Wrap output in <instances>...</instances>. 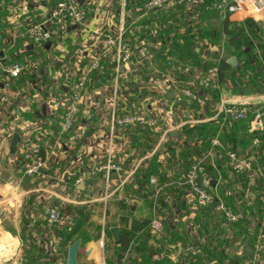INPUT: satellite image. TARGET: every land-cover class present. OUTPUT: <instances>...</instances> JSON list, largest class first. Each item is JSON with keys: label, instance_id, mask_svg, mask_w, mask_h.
Listing matches in <instances>:
<instances>
[{"label": "crops", "instance_id": "0c3cea01", "mask_svg": "<svg viewBox=\"0 0 264 264\" xmlns=\"http://www.w3.org/2000/svg\"><path fill=\"white\" fill-rule=\"evenodd\" d=\"M1 1L0 12H5L3 14L5 21H1L0 30H5L4 39L8 44L12 43L22 31L24 17L30 16L29 23H31L38 18H46L52 10L51 0ZM77 1L83 7H87L86 24L82 28L70 29L60 40H55V43L52 42L48 47L43 48L47 57L45 62L49 64L38 66L37 83H31L29 80L23 85L15 83L9 90L0 83V264H17L19 259V264H67L69 250L73 246L68 233L70 230L65 224L52 226L48 223V212L52 207L61 208L70 221L75 211L76 214L82 213L87 216V219H84L82 214L79 216L82 223L79 225L80 233L77 235L81 243L76 255L78 264L113 263V251L118 241L111 230L118 229L120 236L123 217L129 215L132 222V220H144L150 214L145 201L139 198L142 193L135 185L136 173L125 184H123L124 178L121 179L114 173L108 192L103 175L89 179L81 186H77V180L80 173L88 172L98 158L103 160L110 148L116 47L104 55L101 70L90 75L88 100L81 108L83 117L79 119L75 132L70 134L71 138L69 135V137H60L62 110L58 103L63 92L61 86L75 79L81 71L90 66L94 58L105 53V36L117 38L122 27L125 29L122 38L123 47L135 51L142 46L149 49L157 48L162 44L161 39L167 36V41L171 42L176 35L175 31L184 36L192 28L194 31L191 35L196 39L204 33L211 35L221 24L220 18H208L205 22L199 20L193 25L183 22L181 14L173 11L170 6L145 14L141 6L146 0H129L128 3L127 0ZM248 19H253L264 26V16L253 14L250 9L230 17L232 22L239 23ZM210 37V39L204 37V43H199L203 48L201 61H206L208 54L219 53L228 63L231 59H235L237 65L232 67L234 70H239L238 59L229 55L224 49L225 37L215 44L211 41L212 36ZM204 45L209 48L208 51ZM24 46L29 51L34 47L29 41H25ZM0 57L6 64L8 53L1 51ZM138 61L137 58H133L130 66L124 68L118 100L127 96L123 87L127 86L129 81L132 80L131 82L136 84L133 88L139 86L140 75L144 72L138 67L142 64ZM108 64H111V68ZM149 66L147 71L150 73L153 66L152 64ZM32 73L35 71L33 70ZM138 73V76L135 75ZM162 78L158 82L161 90L157 94L160 128L151 134L152 149L148 151L143 149L140 144H143L144 140L136 141L133 132L128 136L117 138L114 142L116 159L123 163L126 170H130L138 163L147 166L156 154H163L170 145L175 146L178 155L179 144H182L186 138L181 137V133L186 126L183 123L191 113L182 102H179V97L174 95L175 90H168L169 84L166 83L165 77ZM168 96L173 97L168 98ZM257 98L259 97L235 95L232 93L230 81H226L219 105L224 101L239 105H254L258 103ZM189 102L187 100V104ZM50 119H53L54 123L49 125V129L44 130L42 127ZM53 124H57V133L51 130ZM262 126L260 127L257 122L252 124L253 129H261ZM15 134L20 135L21 142L17 145L16 152L12 154L11 143ZM30 134L33 138H37L39 134L44 137L43 152L46 159V167L41 176L34 179L23 178L18 173L20 159L23 157L22 148ZM129 136L136 142L131 141ZM163 157L166 156L162 155L161 159ZM174 171H179V166L175 167ZM225 172L231 174L229 170ZM129 174L131 175V171H128L124 177ZM253 180L252 178L251 184ZM218 185V181H212L213 188L217 189ZM169 186L166 185V188ZM151 188L155 192L159 189V194L168 196L166 201L170 205L177 203L176 192L172 191L168 195L164 187L151 185ZM108 193L110 197L106 198ZM188 193L186 189L185 197L192 205L193 217L197 211L196 203ZM253 200L254 198L250 197L247 200L248 205L252 204ZM125 207L130 208V212L126 211ZM252 217L249 216L252 221L248 235L250 237L253 236L257 225ZM260 230L264 231V223L258 232ZM232 237L226 250L244 255L249 246L245 245L242 239L232 241ZM195 238L200 240L196 234L193 235V241ZM157 241L150 240L149 246L158 249ZM256 243L254 247L251 246L255 255L247 258L250 260L244 264H264V253L256 252ZM179 255L177 251L170 256L173 264H183L179 261ZM153 256V263L161 259L159 254ZM137 258L142 262L145 254L141 253Z\"/></svg>", "mask_w": 264, "mask_h": 264}, {"label": "trees", "instance_id": "16d2710c", "mask_svg": "<svg viewBox=\"0 0 264 264\" xmlns=\"http://www.w3.org/2000/svg\"><path fill=\"white\" fill-rule=\"evenodd\" d=\"M148 1L146 0L141 6L143 12ZM217 1L195 0L190 8L186 4L170 6L173 11L181 14L183 22L193 25L198 23L199 20L205 22L208 18H220L221 24L214 29L213 34L204 33L198 39L191 35V32L194 31L192 28L184 36L175 31L176 35L171 42L167 41V36L161 39V46L150 48V61H145L138 66L144 72L140 75L139 86L133 88L136 84L132 83L131 80L127 86L123 87L127 96L125 98L123 96L124 99L118 100L117 116L121 117L124 113L131 111L132 104H139L147 96L158 99V89L153 87L151 81L160 82L163 79L162 77L170 75V73L173 78L169 83L171 90H189L197 96V100H190L187 104V99L179 95V102H182L192 116L198 120L212 119L216 116L222 96V88L226 81H230L232 93L235 95L264 96V26L253 19L239 23L232 22L229 16L224 18L221 10L212 9V5ZM0 2L2 1L0 0ZM59 2L60 0H51V9L53 10ZM128 2L129 0H127ZM84 9L87 11V7H84ZM4 13V11L0 12V25H2L1 21H5V18H3ZM50 14L46 18H38L31 23H29L30 16L24 17L22 19V22L25 20L22 31L9 44L4 39L6 36L3 31L5 30H0V52L8 53L6 64H20L25 67L23 74L12 80L14 84L23 85L28 80L31 83H37L38 71L36 70L38 66L42 67L49 64V62H45L47 57L43 47L33 45V50L29 51L24 43L29 41L26 36L30 26L44 22ZM26 26L27 29H25ZM210 36H212L211 41L214 44L225 37L224 49L229 55H233L238 59L239 70H234L227 59L221 58L219 53L208 54L206 55V61H201L203 48L199 43H204V37L210 39ZM58 39H54L53 42L55 43V40ZM205 47L208 51L209 48ZM197 49H199V52H197ZM150 64H152L153 69L149 73L147 68H150ZM59 65L62 67L61 63ZM108 66L111 68V64H108ZM113 66L115 69V64ZM185 68H189L190 71L186 73ZM213 68H218V82L209 88L201 86L200 79ZM33 70L35 73H32ZM124 71L123 69L122 72ZM135 75L138 76L139 73ZM262 108L261 112L264 114V107ZM252 109L257 108L252 107ZM60 113L62 114L63 110ZM81 115L82 110L79 119L83 117ZM253 120L254 115L243 121H236L231 118L225 120L222 115L213 121L197 124L196 126L186 125L181 133V137L186 138L182 144H179L180 152L178 155L175 146L170 145L163 154H156L147 163V166L139 167L134 176L135 185L142 193L139 198L145 201L150 209V214L144 220H132V222L129 215L122 218L119 241L116 242L117 245L113 251V263L110 262V264H122L126 256L129 264H173L170 256L178 251L179 246L183 249V252L179 255V261L183 264H244L250 260L245 258L244 255L234 254L226 249L232 236V241L242 239L245 245L254 247L259 235L258 230L264 221V115L261 129H253ZM51 123H54L53 119H50L42 128L44 130L49 129ZM51 130L57 133V124H53ZM132 132L136 137V141L141 142L144 140V143L140 144L143 149L146 151L152 149L151 134H154L153 131L146 127L134 126L130 129V133ZM65 136L72 137L70 134ZM217 136L221 147L215 149L216 158L214 160L209 158L204 161V174L202 175L204 179L219 182L216 189V199L210 207H197V211L192 217V205L187 202L185 197V190L188 187L182 186L181 183L191 166L196 161L203 159L201 157L207 155L211 148V140ZM37 137L42 149H44V137L40 134ZM130 139L132 141L134 138L130 137ZM34 140L37 141V138L35 137ZM135 140L133 142H136ZM229 151L239 156L255 157L257 164L254 165L253 172L240 174L232 171L227 156ZM160 155L166 157L161 159ZM19 164V167H21L23 164L22 158ZM177 166H179V171H174ZM225 170H229L231 174H227L228 172L226 173ZM152 178H157L159 186L164 187L168 195L172 191L176 192V204L170 205L166 201L168 196H164L162 193L157 195V191L152 190ZM252 178L254 179L253 184H251ZM166 185H170V188H166ZM250 197H253L254 200L252 204L248 205L247 200ZM220 202H224L235 214H242V219L237 223L228 222L224 214L216 211V207ZM124 209L130 212V208L125 207ZM60 212L64 215L61 208ZM81 214H76L75 211L74 216L71 218L72 222L64 215L67 218L65 225L70 230L68 233L72 245L80 240L77 235L80 233L79 225L82 223L81 218H79ZM154 216H160L163 219L164 234L159 238H156L157 236L151 231ZM249 216H253L252 218L255 219L257 224L252 237L248 236L252 222ZM83 218L87 219V216L83 215ZM194 234L200 239L199 247L194 246ZM150 240H158V249L149 246ZM187 248H191L197 253L194 255L187 252ZM141 253L145 254V259L139 262L137 256ZM153 254H159L161 259L153 263Z\"/></svg>", "mask_w": 264, "mask_h": 264}, {"label": "built area", "instance_id": "2783aa9c", "mask_svg": "<svg viewBox=\"0 0 264 264\" xmlns=\"http://www.w3.org/2000/svg\"><path fill=\"white\" fill-rule=\"evenodd\" d=\"M195 3V0H149L144 7L145 14H150L158 10H162L167 6H181L186 4L188 8ZM212 9L221 10L223 17H232L238 15L250 9L253 14L258 16H264V0H218L212 5ZM87 21V11L77 0H60L57 6L51 11L48 19L40 24H34L30 26L27 32L29 43L32 45H38L43 48L48 47L54 39L64 37L70 29L82 28L85 26ZM125 29L122 27L120 35L115 38L112 36H105V53L99 54L94 58L90 66L81 71L75 79L67 81L62 84L61 88L63 92L61 94L59 107L63 110L60 120V137L75 132L79 114L83 105H86L88 100V85L90 82V75L99 70L102 67V60L104 55L109 53L114 47H116V60H115V94L113 101V110L111 113L112 125L111 132L109 135L111 144L108 154L103 160L98 158L92 165L88 172H81L79 179L77 180V186H81L87 180L98 178L100 175L105 177L107 192L110 189V183L112 181L113 174H117L119 178H124L123 184H125L130 177H132L139 167L140 163L134 165L130 170H126L123 163L117 161L115 156L114 142L117 138L125 137L130 134V129L134 126H141L149 128L151 131H157L160 128V112L157 111L158 99L153 96H147L143 98L139 104L134 103L131 106V111L124 113L121 117L117 116L116 109L118 104V92L121 86L120 79L122 80V71L125 67L130 66L133 58H137L139 63H144L150 60L149 47L142 46L133 51L130 48H125L122 45L123 34ZM171 60V59H170ZM171 66V64H169ZM25 70L20 64L7 65L4 60L0 57V83L5 89H11L14 86L13 79L19 78ZM189 68H185V72L188 73ZM219 71L218 68L210 69L200 79L201 86L209 88L216 82H218ZM166 83L169 84L173 78L172 74L165 76ZM153 87L161 90L158 86L160 83L151 81ZM168 90L170 86L168 85ZM181 95L187 100H197V96L189 90L175 91L174 95ZM258 103L254 105H239L230 101L221 102L218 106L217 114L212 119L198 120L192 115H189L187 121L183 125H196L205 122L213 121L220 116H224L225 120L228 118L236 121L247 120L250 116L254 115V122H257L260 127L263 125V113L262 107H264V96L257 98ZM252 107L257 109H252ZM32 134L29 135L28 141L22 148V159L23 164L18 169V173L23 178L34 179L41 176L42 171L46 167V159L42 145L37 141L33 140ZM210 150L203 159H200L194 163L187 174L185 175L182 186H187L188 194L195 200L197 207H210L214 204L216 199V189L212 187V181L209 179L202 178L204 174V161L211 158H216L215 149L221 147L220 140L217 137L211 140ZM227 156L230 162L232 171L236 173L253 172L254 165L257 164L255 157L239 156L234 152H227ZM131 171V175H124ZM151 185L158 187L157 178L151 179ZM160 190L158 189L157 195ZM110 197L108 193L106 198ZM216 211L224 214L227 221L230 223H237L242 219V214H235L234 211L228 208L224 202H220ZM264 217V216H263ZM66 217L61 214L60 208L52 207L48 212V223L52 226H59L66 223ZM264 223V221H263ZM263 226V225H262ZM151 231L157 237H161L164 234L163 219L160 216H154L151 223ZM178 253L183 252L181 246L178 247ZM256 252L264 253V231L260 230L257 237V243L255 247ZM187 252H191L194 255L197 253L191 248L186 249ZM128 257L124 259L122 264H129Z\"/></svg>", "mask_w": 264, "mask_h": 264}, {"label": "water", "instance_id": "95a60500", "mask_svg": "<svg viewBox=\"0 0 264 264\" xmlns=\"http://www.w3.org/2000/svg\"><path fill=\"white\" fill-rule=\"evenodd\" d=\"M229 64L231 66H236L237 65V62L235 59H231L229 61ZM2 85V84H1ZM173 96H168V98H172ZM21 142V138H20V135L19 134H15L14 135V138L12 140V143H11V152L12 154H14L16 152V147L17 145ZM215 185V184H214ZM113 236L115 237L116 241H119V231L118 229H112L111 230ZM80 241H77L69 250V255H68V261H67V264H78L77 262V253L79 251V248H80ZM194 246H199V241L197 238L194 239ZM255 255V252L254 250L252 249L251 246H249L246 251H245V258H251Z\"/></svg>", "mask_w": 264, "mask_h": 264}, {"label": "rangeland", "instance_id": "374dc122", "mask_svg": "<svg viewBox=\"0 0 264 264\" xmlns=\"http://www.w3.org/2000/svg\"><path fill=\"white\" fill-rule=\"evenodd\" d=\"M19 261H20V259H19ZM19 261L17 262V264H19ZM6 264V263H5Z\"/></svg>", "mask_w": 264, "mask_h": 264}]
</instances>
